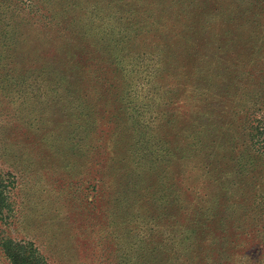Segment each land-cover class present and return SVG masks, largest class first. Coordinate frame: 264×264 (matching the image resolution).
<instances>
[{"label": "rangeland", "instance_id": "obj_1", "mask_svg": "<svg viewBox=\"0 0 264 264\" xmlns=\"http://www.w3.org/2000/svg\"><path fill=\"white\" fill-rule=\"evenodd\" d=\"M0 182L38 264H264V0H0Z\"/></svg>", "mask_w": 264, "mask_h": 264}, {"label": "trees", "instance_id": "obj_2", "mask_svg": "<svg viewBox=\"0 0 264 264\" xmlns=\"http://www.w3.org/2000/svg\"><path fill=\"white\" fill-rule=\"evenodd\" d=\"M160 143V142H159ZM158 143V145H159ZM176 150V148H175ZM196 151V153L198 154V150H194ZM171 155H173L170 152ZM182 155V154H181ZM192 165L194 166L195 164L193 162H191ZM2 182H0V214H1V207L4 203V191H5V186H2L1 184ZM170 187L174 186V183L169 184ZM4 190V191H3ZM189 197L191 198V195H189ZM260 215L264 214V211H260L257 212ZM153 218V216H150ZM162 215H156L154 218L155 219H160L162 218ZM1 244V250L4 254V256L6 257V259L11 263V264H38V262H32L31 261V255L32 252L29 248H26L24 246L21 245H13L12 241L10 240H1L0 242ZM30 247V246H29Z\"/></svg>", "mask_w": 264, "mask_h": 264}]
</instances>
